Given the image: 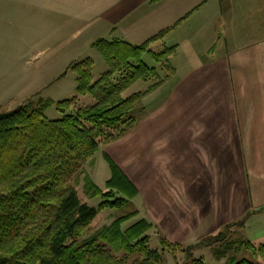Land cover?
Here are the masks:
<instances>
[{
	"label": "crops",
	"instance_id": "obj_1",
	"mask_svg": "<svg viewBox=\"0 0 264 264\" xmlns=\"http://www.w3.org/2000/svg\"><path fill=\"white\" fill-rule=\"evenodd\" d=\"M64 1L0 0V108L45 99L54 83L48 78L53 74L54 27L58 24L63 30L64 14L68 17ZM110 1L115 3L101 14L107 29L124 27L134 44H142L158 30L175 33L209 2ZM220 2L217 12L225 28L220 48L212 50V61L196 64L199 68L195 69L206 68L207 78L194 70L181 76L174 64L179 56L177 44L174 74L143 99L141 121L152 124L151 130L143 129L141 135L132 133L134 127L126 134L131 140L142 136L143 155L149 156L152 150L159 159V163L145 159L144 217L179 244L198 217L207 233H214L248 214L264 213V0ZM146 5L151 7L149 12L143 9ZM22 45L30 47L38 64L24 84L16 62ZM203 91L209 93L204 98L196 94ZM171 155L173 160L168 158ZM170 171L176 173L177 181L167 183L166 188L174 191L156 193L154 187H163L162 177L154 182L155 173ZM202 188L206 200L198 196Z\"/></svg>",
	"mask_w": 264,
	"mask_h": 264
},
{
	"label": "trees",
	"instance_id": "obj_2",
	"mask_svg": "<svg viewBox=\"0 0 264 264\" xmlns=\"http://www.w3.org/2000/svg\"><path fill=\"white\" fill-rule=\"evenodd\" d=\"M169 31L164 29L142 44L120 38L95 40L92 47L108 70L94 82L92 58L68 68L78 74L77 93L95 96L92 105L81 106L75 95L60 102L29 99L14 109L0 108V264H129L128 256L135 253L141 260L133 264H160L168 248L178 246L162 238V250L150 247L148 232L155 225L147 219L124 229L123 224L138 211L92 234L99 211L125 207L139 195V189L109 155L111 177L105 189L96 185L85 168L101 144L123 137L136 126V108L140 105L143 111V99L174 74L178 46L164 44L158 51L150 47ZM146 55L158 67L150 66ZM162 69L167 74L159 73ZM139 80L152 83L144 91L125 96ZM52 105L63 113L61 118L46 117L45 107ZM79 180L88 194L102 198L98 208L81 202L76 188ZM248 218L225 225L213 236L228 240L227 232L243 227ZM247 243L253 255L264 259V241ZM190 264L207 263L194 258ZM230 264L260 263L244 258Z\"/></svg>",
	"mask_w": 264,
	"mask_h": 264
},
{
	"label": "rangeland",
	"instance_id": "obj_3",
	"mask_svg": "<svg viewBox=\"0 0 264 264\" xmlns=\"http://www.w3.org/2000/svg\"><path fill=\"white\" fill-rule=\"evenodd\" d=\"M110 0H65L64 1V11L68 7V17L64 14V29L61 30V26L55 24V42L53 45V74L48 76V78H53L54 83L51 88L44 94L45 99H52L56 102L63 101L65 99H70L77 93V77L78 74L75 70L68 68L78 62H81L87 58H92L94 60L93 65V76L94 82H96L107 70L108 65L104 58L92 47V43L98 38H107L114 39L120 38L123 40L130 41L129 32L122 27L117 30L111 31L112 28L107 29L106 21L104 18H101L109 5H113L115 2ZM118 4L124 3L126 0H115ZM221 6L220 0H209L207 6L202 8V10L190 21L177 30L175 33L166 35L167 38L164 40L157 41L151 44V49L158 51L163 48V45L173 46L180 44L179 56L174 60L175 66L179 69L181 76L190 75L192 73H201L202 77H205L206 68H200L202 70H195L196 64H204L205 62L212 61V50L220 48L221 39L224 33V25L221 20V15L219 10ZM209 8H212V12L209 11ZM146 11H150L151 7H144ZM143 11V12H146ZM100 15V16H99ZM68 27L65 26L67 24ZM157 33L159 32L156 31ZM62 33V38H61ZM147 36V35H146ZM59 38L62 39L59 40ZM143 38V37H142ZM139 39V40H142ZM145 38V37H144ZM179 47V45H177ZM29 46L22 45L21 54L19 60L16 62L19 63L20 75L22 78V83L31 77L34 69L38 66L35 65L32 54L29 51ZM216 51L214 52L217 55ZM219 55V52H218ZM217 55V56H218ZM49 56V55H48ZM218 60H222V56H218ZM145 61L150 66L158 67V64L151 58L150 55L144 57ZM6 64V68H8ZM191 70L194 72L191 73ZM202 71V72H199ZM66 72V75L59 79L63 73ZM159 73L167 72L165 70H159ZM207 78V77H205ZM202 82V80H200ZM152 82L139 80L124 93L125 96H130L135 92L146 90ZM204 98L207 92L196 93ZM215 94V93H214ZM80 100L79 104L81 106H89L96 102V98L92 94L79 95ZM141 107H145L143 102ZM18 107L17 103L7 108L8 110ZM142 108V109H143ZM44 113L46 117L50 120H56L63 116L56 105L46 106ZM143 111L140 109V105L135 110V116L138 121L135 126V129L132 133L141 134L143 129L151 130L152 124L147 125V122L143 120ZM129 131V132H131ZM128 132V133H129ZM125 136V137H124ZM123 137L105 144H101L99 151L95 156L85 165L88 173L91 175L92 179L101 189H105L107 180L111 177V169L106 160V156H111L127 173L128 176L134 181L138 187L139 195L134 198L129 204L120 209L107 208L99 211L96 219L92 224V234H97L101 230L110 226L116 219L130 215L133 212L138 211L139 213L131 217L123 224V228L126 229L130 227L135 222L145 219L144 217L147 214V208L145 199L143 197V180L144 183H147V178L145 179L146 173L145 169V159L152 161H157L159 159L156 155L147 152L143 155L140 150L145 143L143 137L140 136L136 140H131L129 136L124 135ZM169 160H173V156L168 157ZM156 180L154 182L158 183V180L161 178L160 184L162 189L154 187V191L158 194L160 192L165 195V192L172 193L174 188H166L167 183L175 184L176 173L170 171L167 173H155ZM188 175V173H187ZM144 178V179H143ZM83 179V178H82ZM152 181V180H149ZM177 181V180H176ZM76 188L79 194V198L82 203H86L91 207L98 208L102 202L101 197H93L88 194L84 188L83 180L76 182ZM198 196L201 199L206 200V189H199ZM156 199V198H154ZM250 215V214H249ZM247 215V224L245 227H235L230 229V237L226 235L228 240L222 242L220 240V235L213 236L219 231L212 233H207V227L201 225L202 218L198 217V223L195 227H192L191 231H188L187 236L178 238H185L181 244L175 243L165 237L159 227H153L148 234L150 235L149 245L153 249H163L162 238H165L167 241L178 244L174 245V248H168V250L163 255V260L160 264H190L194 258H202L207 264H230L232 261H240L244 258L254 260L260 264H264V259L261 256L253 255V252L249 248L247 242L252 244L259 245L264 241V213L260 214H251ZM148 218V217H147ZM153 223V221H152ZM208 224L207 222H205ZM224 229V228H223ZM215 230V229H212ZM225 231V230H224ZM233 232V233H232ZM212 236V238H210ZM208 237V238H207ZM171 238V237H170ZM213 239V240H212ZM181 240V239H180ZM220 240V242L213 245L215 241ZM243 241L240 245L236 243ZM233 243L232 245H230ZM192 246V247H189ZM124 252L119 256L123 257ZM139 253L128 256V263L133 264L134 262L140 261ZM232 260V261H231ZM40 264V263H39Z\"/></svg>",
	"mask_w": 264,
	"mask_h": 264
}]
</instances>
